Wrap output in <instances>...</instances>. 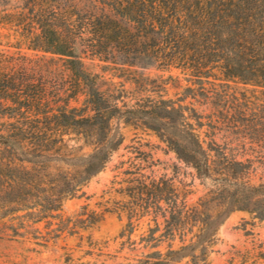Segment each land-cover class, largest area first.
<instances>
[{
	"label": "trees",
	"instance_id": "trees-1",
	"mask_svg": "<svg viewBox=\"0 0 264 264\" xmlns=\"http://www.w3.org/2000/svg\"><path fill=\"white\" fill-rule=\"evenodd\" d=\"M9 2L16 6L7 16L20 17L14 23L25 31L30 49L61 61L85 86V105L58 106L48 97L44 55H0V110L10 121L0 129V220L54 218L105 168L121 143L111 128L120 117L144 120L210 186L189 207L167 180L153 181L155 205H166L158 207L165 234L188 228L191 237L178 250L156 249L136 264H175L184 258L208 264V245L232 212L248 211L264 220V182L241 180L243 163L230 160L221 148L204 147L196 129L201 121L190 123L185 108L168 100L121 111L97 90L82 63V55L90 53L119 68L178 69L189 90L222 116H215V123L229 125L230 84L264 90V0H0ZM70 135L90 151L75 153L64 139ZM98 218L92 213L78 222L87 228Z\"/></svg>",
	"mask_w": 264,
	"mask_h": 264
},
{
	"label": "rangeland",
	"instance_id": "rangeland-1",
	"mask_svg": "<svg viewBox=\"0 0 264 264\" xmlns=\"http://www.w3.org/2000/svg\"><path fill=\"white\" fill-rule=\"evenodd\" d=\"M15 6L0 3V55L37 59L44 54L30 49L25 31L14 23L20 17L7 16ZM44 56L48 97L58 106L83 108L85 86L61 61ZM82 63L97 90L121 111L171 101L175 107L185 108L190 123L202 122L196 129L204 147L221 148L230 160L245 165L241 180L264 182L263 89L231 83L229 101L234 115L229 125H220L214 119L222 116L198 91L189 90L191 85L178 69L155 65L119 68L90 53L82 55ZM3 113L0 110V129L10 122ZM143 121L135 117L111 121L112 135L120 138V145L103 171L66 201L54 218L0 220V264H136L156 249L178 250L187 244L191 237L188 228L173 236L165 234L159 208L166 209V205H155L151 185L167 180L189 207L202 200L210 186ZM64 139L75 153L91 149L73 135ZM92 213L99 216L97 224L86 228L78 222ZM208 246V264H264V220L248 211H234L217 227ZM175 264H189V259Z\"/></svg>",
	"mask_w": 264,
	"mask_h": 264
}]
</instances>
